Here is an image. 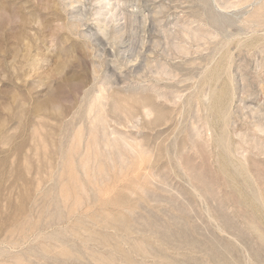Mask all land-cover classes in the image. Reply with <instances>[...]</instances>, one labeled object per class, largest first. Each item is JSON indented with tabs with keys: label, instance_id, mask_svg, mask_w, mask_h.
<instances>
[{
	"label": "rangeland",
	"instance_id": "1",
	"mask_svg": "<svg viewBox=\"0 0 264 264\" xmlns=\"http://www.w3.org/2000/svg\"><path fill=\"white\" fill-rule=\"evenodd\" d=\"M0 264H264V0H0Z\"/></svg>",
	"mask_w": 264,
	"mask_h": 264
}]
</instances>
